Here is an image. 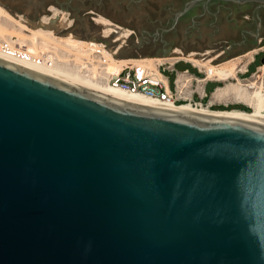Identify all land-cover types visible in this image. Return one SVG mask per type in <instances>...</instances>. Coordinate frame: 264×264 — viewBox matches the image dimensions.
Instances as JSON below:
<instances>
[{
	"label": "water",
	"instance_id": "obj_1",
	"mask_svg": "<svg viewBox=\"0 0 264 264\" xmlns=\"http://www.w3.org/2000/svg\"><path fill=\"white\" fill-rule=\"evenodd\" d=\"M0 264H264V119L0 58Z\"/></svg>",
	"mask_w": 264,
	"mask_h": 264
},
{
	"label": "rangeland",
	"instance_id": "obj_2",
	"mask_svg": "<svg viewBox=\"0 0 264 264\" xmlns=\"http://www.w3.org/2000/svg\"><path fill=\"white\" fill-rule=\"evenodd\" d=\"M186 1L188 0H0V5L15 15L25 16L33 23H38L45 15H52L56 10L66 11L73 19V25L70 29H57L58 35L71 31L85 40H106L119 47L121 42L115 41L118 33L114 32L111 37L106 38L104 26L97 20L100 16L106 17L132 31L119 51L120 57H171L179 54L175 50L181 49L186 54L195 51L202 59L223 52L217 56L218 61L223 62L264 45V14H260L263 26L259 32L258 21L252 22L243 17L244 11L250 13L256 3L226 4L221 11H216L215 6L210 11H204L197 4L188 15L175 23L176 13L183 9ZM246 30L251 35L244 41L242 32ZM263 59L264 51L256 55V60L249 66L245 76L254 72L263 63ZM187 68L197 72L190 63L181 61L176 64L174 71L165 69L163 73L174 87L177 71ZM221 84L209 82L206 87L208 94ZM206 101L207 98L204 99ZM228 107L245 109L241 104Z\"/></svg>",
	"mask_w": 264,
	"mask_h": 264
},
{
	"label": "bare ground",
	"instance_id": "obj_3",
	"mask_svg": "<svg viewBox=\"0 0 264 264\" xmlns=\"http://www.w3.org/2000/svg\"><path fill=\"white\" fill-rule=\"evenodd\" d=\"M97 20L104 26V36L111 37L114 32L118 33L115 41L121 42L119 46L121 49L132 33L131 29L124 28L106 17L100 16ZM72 25L73 19L66 11L56 10L52 15H45L38 23H33L25 16L19 14L15 15L8 9L4 8V6L0 5V40H7L8 42L19 41L20 43L27 45L28 52L34 56L40 55L42 52H52V54L49 55L51 62L48 60L38 62L33 58H20L17 55L7 53L3 50H0V58L86 86L116 99L158 108L203 114L246 116L264 119V85L256 78V76L243 80L237 77L236 74L239 68L243 70L246 68L248 59L254 57L253 54L256 49L245 54L246 56H249L246 60H244L243 55H241L220 62L219 64L212 63L211 60L220 56L223 52L210 56V58L202 59L196 55L198 53L195 51L186 54L181 49L175 50L179 53L178 57L192 60L196 64L204 65L208 69H212L213 73L220 79L227 80L231 77H237L238 81L227 80L226 84L220 86L214 92L213 96L218 99L233 97L236 100L246 101L254 108L251 111L242 109L219 110L205 105L202 107H196L187 102L177 104L171 101L160 100L147 96L141 92H132L114 87L108 82L84 74L78 67L70 62L68 55L74 50L79 53L77 47L81 46L85 39L80 38L71 31H68L65 35H58L57 33V29H70ZM208 53L210 54V51ZM126 59H140L143 64L158 74L160 71L157 62L173 60L172 56L164 58L157 56L117 57L111 55L106 71L109 73L119 72L122 64L126 62ZM180 78L182 79L183 77Z\"/></svg>",
	"mask_w": 264,
	"mask_h": 264
},
{
	"label": "built area",
	"instance_id": "obj_4",
	"mask_svg": "<svg viewBox=\"0 0 264 264\" xmlns=\"http://www.w3.org/2000/svg\"><path fill=\"white\" fill-rule=\"evenodd\" d=\"M77 48L79 49V53L76 50L70 52L68 59L84 74L108 82L117 88L132 92H141L147 96L164 101H171L177 104L187 102L196 107H202L205 105L214 108L218 102L213 101L211 97L208 101L204 102V99L208 97V93L204 86L209 81H238L237 77H231L227 80L220 79L213 73L212 69H208L204 65L196 64L192 60L180 58L178 57L179 54L173 55L172 61L164 60L157 62L160 71L159 74L143 64L140 59H126V62L122 64L119 72L109 73L106 71V67L110 61L111 55L120 57L119 47L111 45L106 40L86 39L84 43ZM0 50L17 55L20 58H33L38 62L46 60L51 62L49 55L52 54V52H42L40 55L34 56L28 52L27 45L22 44L19 41L8 42L7 40H0ZM255 51L253 58H249V56L243 54V57H246L244 60L249 58L248 60H252L253 62L256 55L264 51V46H260ZM181 61L190 63L197 69V72H192L188 68L183 71H177L174 79V87L171 88L163 70L167 69L174 71L176 64ZM211 62L215 64L220 63L217 57L213 58ZM239 70L240 71H237L236 74L245 75L248 72V69L242 71L239 68ZM254 76H256L261 82L264 81V64L259 65L254 72L242 79L247 80ZM180 77L183 78L181 79ZM196 94L198 95V98L195 97ZM223 104L227 108L231 103L225 101Z\"/></svg>",
	"mask_w": 264,
	"mask_h": 264
},
{
	"label": "flooded vegetation",
	"instance_id": "obj_5",
	"mask_svg": "<svg viewBox=\"0 0 264 264\" xmlns=\"http://www.w3.org/2000/svg\"><path fill=\"white\" fill-rule=\"evenodd\" d=\"M188 1H186V2H188ZM251 3H256L255 8L250 13H248L249 11L248 12L244 11L243 17L245 19H248L249 21H252V22L258 21L259 25L257 27V30L259 32L263 26V17L260 14H264V5H260L258 2L237 3V2H232V1L210 0L209 2L200 1L198 4L202 6L204 11H210V9L214 8V6L216 7V11H221L224 9L226 4L247 5V4H251ZM189 13L190 12H188L184 16L188 15ZM184 16H182L180 19H182ZM249 35H251V32H249L247 30L243 31L242 32L243 40L247 41V39L249 38ZM262 37L264 38V35H262Z\"/></svg>",
	"mask_w": 264,
	"mask_h": 264
},
{
	"label": "crops",
	"instance_id": "obj_6",
	"mask_svg": "<svg viewBox=\"0 0 264 264\" xmlns=\"http://www.w3.org/2000/svg\"><path fill=\"white\" fill-rule=\"evenodd\" d=\"M264 46V45H263ZM259 47H257V48H255L256 50L258 49ZM255 49H251V50H249V51H247V52H245L244 54H246V53H249L250 51H252V50H255ZM256 52V51H255ZM241 56V55H240ZM255 60H256V57H255ZM254 60V61H255ZM253 61V62H254ZM252 62V60L251 61H249L248 60V62L246 63V68L244 69V70H246V69H248L249 68V66L253 63ZM262 64H264V63H262ZM196 69V68H195ZM242 71H244L243 69H241ZM196 71H197V69H196ZM240 70L238 69V72H239ZM165 77L167 78V80H168V82H169V86L171 87V88H173L172 86H171V82H170V80H169V78L165 75ZM237 77H239L240 79H242L243 77H245V75L244 76H242V75H239V74H237ZM259 80V79H258ZM260 81V80H259ZM209 82H216V81H209ZM208 82V83H209ZM218 82V81H217ZM208 83L204 86V88H205V90H206V87H207V85H208ZM219 83H222L221 85H218V86H216L215 88H214V90L211 92V94H208V97H207V101L210 99V97L212 98V100L213 101H216V102H218L215 106H217V107H219V106H224V104H223V102H225V101H229L231 104L230 105H233V104H241V105H243L246 109H248L249 110V108H251L252 106L250 105V104H248L246 101H240V100H236V99H234L233 97H230V98H222V99H218V98H216V97H214L213 95H214V92L220 87V86H223V85H225L226 84V81H221V82H219ZM262 84L264 85V81H262ZM206 92H207V90H206ZM208 93V92H207ZM195 97H197L198 98V95L196 94L195 95ZM214 106V107H215ZM225 107V106H224ZM233 109H237V108H233ZM240 109V108H239ZM254 108L252 107V110H253ZM243 110V109H242ZM251 111V110H250Z\"/></svg>",
	"mask_w": 264,
	"mask_h": 264
},
{
	"label": "trees",
	"instance_id": "obj_7",
	"mask_svg": "<svg viewBox=\"0 0 264 264\" xmlns=\"http://www.w3.org/2000/svg\"><path fill=\"white\" fill-rule=\"evenodd\" d=\"M234 107H214V109H219V110H222V109H233ZM243 110H247V111H250V110H248V109H243Z\"/></svg>",
	"mask_w": 264,
	"mask_h": 264
}]
</instances>
